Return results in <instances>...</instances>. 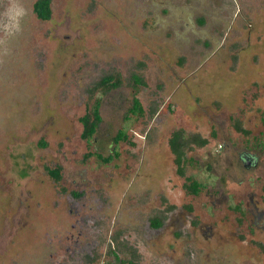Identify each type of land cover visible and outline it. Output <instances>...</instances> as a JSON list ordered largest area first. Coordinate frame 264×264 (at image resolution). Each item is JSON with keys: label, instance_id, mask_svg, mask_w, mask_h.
I'll list each match as a JSON object with an SVG mask.
<instances>
[{"label": "rangeland", "instance_id": "1", "mask_svg": "<svg viewBox=\"0 0 264 264\" xmlns=\"http://www.w3.org/2000/svg\"><path fill=\"white\" fill-rule=\"evenodd\" d=\"M34 1L0 0V264L207 263L211 248L174 252L169 228L150 229L188 202L202 244L213 226L217 245L252 246L241 264H264V219L248 231L264 185V0H50L49 21ZM108 75L119 85L97 88ZM96 100L88 142L79 118ZM177 131L208 142L187 144L184 177ZM186 177L202 193L185 195Z\"/></svg>", "mask_w": 264, "mask_h": 264}, {"label": "flooded vegetation", "instance_id": "2", "mask_svg": "<svg viewBox=\"0 0 264 264\" xmlns=\"http://www.w3.org/2000/svg\"><path fill=\"white\" fill-rule=\"evenodd\" d=\"M50 8H51V6H50ZM51 15H52V12H51ZM108 76H112V75H108ZM238 131L246 133L245 130H242L241 128H239ZM171 137L172 136H170V138ZM170 138H169V140H170ZM183 139H186L187 144H192V145H195L196 147H203V146L207 145V143H208L207 140H205L203 138H198L196 136H193L190 138L183 137ZM196 139L200 140V141L204 140L205 141L204 145L198 146L195 143V142H197V141H195ZM126 140H127V136H126L125 141ZM169 140H168V146H169ZM169 149H170V146H169ZM113 153H114V151H113ZM110 155H112V154H110ZM118 156H119V154H118ZM185 157H186V154L184 151L183 160L185 159ZM238 159H239L240 163L242 165H244L245 167L253 168L258 163L257 156L251 152H246V153L240 154ZM111 161H113V160H111ZM173 162L175 164V156H174ZM175 166H176V174H177V165L175 164ZM177 175L180 176L179 174H177ZM180 177H182V176H180ZM184 182H185V178H184ZM184 182H183V184H184ZM183 184H182V190H183L184 194L187 196L196 197L200 193H202V191L204 190L203 185L200 183L201 190L199 191V193L196 195L190 194V193H187L183 189ZM254 195H255V197L253 196L250 198V200H251L250 203L253 205V207L255 208L257 213L251 219V225H248V228H250V229H248L249 232H252L253 227L256 226L258 221H261L264 219V212H263L264 211V185L263 186L260 185L259 190L256 189ZM193 208L194 207L192 206V204H189V202H188V204H186L185 206H184V204H182V205L178 206L177 208L173 209L171 212H169L167 215V218L164 221L163 220L161 221L158 218H152L149 222L150 229H152V231L154 230L157 232L158 229H162L165 227L169 228L171 230L169 237L172 239L170 248H172L171 250H174V252H175L176 248H174L173 246L176 247L177 244L181 245V242H187L188 243V240H191V242H192V243H189L191 251L193 249L198 250V249L203 248V247H205L206 249L211 248L212 250L207 253L208 254L207 263L204 261V262H201V264H231V262L236 263V264H241V258L244 259L243 254H247L250 251H252V249H251L252 246H247L245 244L243 245L241 243L234 242V240H232V242H234V243H228L227 245L223 244L222 246L217 245L218 242L216 239L217 238L222 239L223 236L218 234V232L213 229V226L208 227V231H210V233H209V235H207L205 237V238H207L206 243H208L209 245L207 246L205 244H202V243H205V239L201 241L199 231H201L202 232L201 234L204 235V233H205L204 227H205L206 223L201 220V217H199L198 213L194 212ZM153 221H159L160 225L157 227H153L152 226ZM258 228H259V226H258ZM230 235H231V237H234L233 233H231ZM263 245L264 244L258 245V248L261 250L260 252H263L262 251L264 249ZM199 246H201V247H199ZM227 248L229 250H231V252L233 253L231 255L232 260L229 261L230 263H228V262L224 263L222 261L220 262V261H214V260L210 259V258L215 259L218 252H221L222 249H227ZM261 254H264V253H261ZM243 262H244V260H243ZM244 264H245V262H244Z\"/></svg>", "mask_w": 264, "mask_h": 264}, {"label": "trees", "instance_id": "3", "mask_svg": "<svg viewBox=\"0 0 264 264\" xmlns=\"http://www.w3.org/2000/svg\"><path fill=\"white\" fill-rule=\"evenodd\" d=\"M33 14L35 17L41 21H48L51 19V8H50V0H35L32 5ZM136 82H140L135 80ZM119 85V81L115 80L112 76H104L97 82V88H103L104 90L116 88ZM100 102L96 100L92 107L89 108L86 113L79 118V122L82 126V132L80 134V138L85 141H91L94 135L97 132V128L101 122V116L99 112ZM130 113L143 115V108L137 98H134L132 101V107ZM126 134L124 130H119L113 139L114 144L119 143L120 141H125ZM198 146H203L204 140H195ZM169 146L172 154L175 156V164L177 165V174L184 177V170L182 168V163L184 162V149L187 146V142L183 139L182 132L177 131L172 134V137L169 140ZM118 156V153L114 151L112 155H108L107 157H101L98 155L97 157L103 163H109V161L113 160ZM59 168L55 169H47V174L54 181H59L60 173ZM201 185L199 182L195 180H191L189 178H185V182L183 184V189L190 194H198L201 190ZM160 225L159 221H153L152 226L157 227Z\"/></svg>", "mask_w": 264, "mask_h": 264}, {"label": "built area", "instance_id": "4", "mask_svg": "<svg viewBox=\"0 0 264 264\" xmlns=\"http://www.w3.org/2000/svg\"><path fill=\"white\" fill-rule=\"evenodd\" d=\"M219 148H220V146H219Z\"/></svg>", "mask_w": 264, "mask_h": 264}]
</instances>
